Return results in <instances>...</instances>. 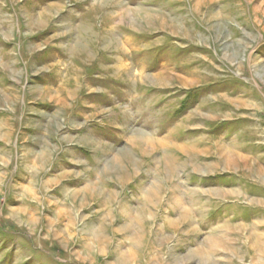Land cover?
Returning <instances> with one entry per match:
<instances>
[{
	"label": "rangeland",
	"instance_id": "1",
	"mask_svg": "<svg viewBox=\"0 0 264 264\" xmlns=\"http://www.w3.org/2000/svg\"><path fill=\"white\" fill-rule=\"evenodd\" d=\"M0 264H264V0H0Z\"/></svg>",
	"mask_w": 264,
	"mask_h": 264
},
{
	"label": "bare ground",
	"instance_id": "2",
	"mask_svg": "<svg viewBox=\"0 0 264 264\" xmlns=\"http://www.w3.org/2000/svg\"><path fill=\"white\" fill-rule=\"evenodd\" d=\"M236 158V157H235ZM238 158V157H237ZM232 159V158H231ZM231 159H229V157H228V160L229 161H231ZM234 159V158H233ZM235 161V160H234ZM232 162V161H231ZM173 166V165H172ZM172 166H170V169H171V171H173V167ZM169 167V166H168ZM185 210V209H184ZM190 215H191V212H190V209H189V211H186V212H181L180 213V218H179V220H186V219H188V218H190ZM178 223H180V221L178 222ZM199 255H201V253H198ZM203 254V253H202ZM205 255V254H204ZM203 257V256H202ZM135 259V258H134Z\"/></svg>",
	"mask_w": 264,
	"mask_h": 264
}]
</instances>
